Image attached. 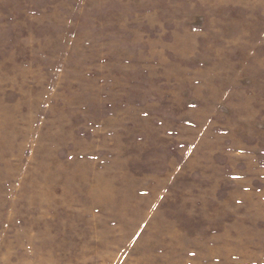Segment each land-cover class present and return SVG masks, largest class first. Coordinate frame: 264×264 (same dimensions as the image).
<instances>
[{
  "label": "rangeland",
  "instance_id": "rangeland-1",
  "mask_svg": "<svg viewBox=\"0 0 264 264\" xmlns=\"http://www.w3.org/2000/svg\"><path fill=\"white\" fill-rule=\"evenodd\" d=\"M0 264H264V0H0Z\"/></svg>",
  "mask_w": 264,
  "mask_h": 264
}]
</instances>
